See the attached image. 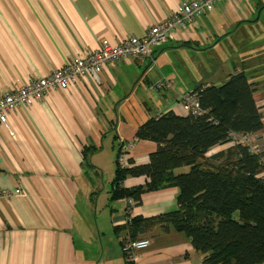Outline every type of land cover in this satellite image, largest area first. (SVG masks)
<instances>
[{
  "label": "crops",
  "instance_id": "1",
  "mask_svg": "<svg viewBox=\"0 0 264 264\" xmlns=\"http://www.w3.org/2000/svg\"><path fill=\"white\" fill-rule=\"evenodd\" d=\"M187 1L0 0V96L50 75L100 48L104 40L119 44L145 36ZM261 18L264 0H221L185 29L177 26L151 58L105 63L100 83L88 76L11 110L8 125L0 123V188H21L22 193L0 199V264H129L122 248L131 236L126 226L136 216L176 210L179 190L144 193L132 210L126 198H113L120 145L134 143L127 162L148 163L157 144L137 139L138 127L168 111L186 115L184 97L199 85H221L244 71L255 84L253 97L263 123L256 145L264 150ZM252 23L257 32L249 30ZM244 27L249 44L243 35L232 41ZM223 41L233 59L228 68L224 62L222 75L202 84L194 80L193 89L192 83L188 87L178 81L188 73L179 52L196 57L199 48H215ZM233 145H216L207 156ZM145 181L127 178L124 187ZM138 237L150 244L136 252L131 264H202L187 236L172 226L165 233L155 227Z\"/></svg>",
  "mask_w": 264,
  "mask_h": 264
},
{
  "label": "trees",
  "instance_id": "2",
  "mask_svg": "<svg viewBox=\"0 0 264 264\" xmlns=\"http://www.w3.org/2000/svg\"><path fill=\"white\" fill-rule=\"evenodd\" d=\"M254 91L247 74L236 72L221 85H199L191 92L202 114L168 111L138 127L137 139L154 141L157 149L146 164H118L112 197L139 203L147 192L176 187L179 193L176 210L132 218L126 226L131 240L172 226L187 236L202 264H264V150L252 152L233 141L236 134L263 128ZM231 141L233 146L207 156L214 146ZM84 155L87 159V151ZM133 177L146 181L125 188Z\"/></svg>",
  "mask_w": 264,
  "mask_h": 264
},
{
  "label": "built area",
  "instance_id": "3",
  "mask_svg": "<svg viewBox=\"0 0 264 264\" xmlns=\"http://www.w3.org/2000/svg\"><path fill=\"white\" fill-rule=\"evenodd\" d=\"M218 1L221 0H189L173 16L154 25L145 36H132L119 44H111L104 40L100 48L59 67L50 75L30 81L14 91L4 93L0 96V123L7 126L8 113L16 107L33 105L51 91L66 89L88 76L100 83V75L105 63L132 57L151 58L154 48L169 41L173 37V32L177 26L185 29L188 22L212 11ZM157 86L158 84L155 87ZM182 110L186 113L188 111H193L196 114L203 113L196 94L189 93L184 97ZM257 136V133L236 134L233 141L248 146L252 152H258L259 148L256 145ZM133 145V142L121 143L119 154V163L121 165L125 164L126 155ZM21 193V188L14 190L0 188V199L11 198L15 194ZM126 202L130 208L138 204L132 197L126 198ZM149 244L150 240L147 238L125 241L122 248L128 263H133L136 258V252L147 248Z\"/></svg>",
  "mask_w": 264,
  "mask_h": 264
},
{
  "label": "rangeland",
  "instance_id": "4",
  "mask_svg": "<svg viewBox=\"0 0 264 264\" xmlns=\"http://www.w3.org/2000/svg\"><path fill=\"white\" fill-rule=\"evenodd\" d=\"M256 18L257 15L255 19ZM260 20H264V19L261 18ZM249 26H250L249 30L251 32L258 31L257 25L255 23L249 24ZM249 30L248 27L241 28V30L238 31L237 36L231 37V39H233L232 41H234L236 37L239 38L240 36L243 35L244 37H246L247 44H249V40H250L249 38H251L249 34L250 33ZM199 49L200 50H198L199 52L196 57H194L192 53H190V56H187L184 54L185 52H179L177 55L188 68L187 69L188 73H182L181 75H179L178 81L189 83V84H185L186 86L192 83L191 85L193 86H191L189 89L191 88L193 89V87H195L193 84L195 83V81L196 82L199 81L198 83L202 84L211 78L213 79V76L219 77L223 73L222 66L224 62H226V68H228L227 64L229 65L232 63L233 54L230 49L227 50L225 41L221 42V44L219 45H216L215 48H213L212 46L211 47L203 46ZM189 61L192 63H190ZM181 170L185 171L186 168L185 169L183 168Z\"/></svg>",
  "mask_w": 264,
  "mask_h": 264
}]
</instances>
